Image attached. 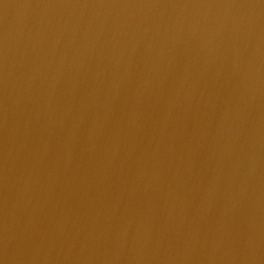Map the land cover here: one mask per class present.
<instances>
[{"label":"water","instance_id":"95a60500","mask_svg":"<svg viewBox=\"0 0 264 264\" xmlns=\"http://www.w3.org/2000/svg\"><path fill=\"white\" fill-rule=\"evenodd\" d=\"M0 264H264V0H0Z\"/></svg>","mask_w":264,"mask_h":264}]
</instances>
